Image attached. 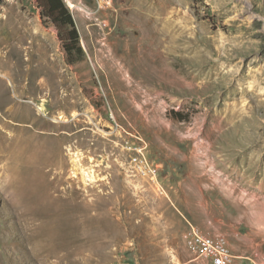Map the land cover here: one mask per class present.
<instances>
[{"label": "rangeland", "instance_id": "rangeland-1", "mask_svg": "<svg viewBox=\"0 0 264 264\" xmlns=\"http://www.w3.org/2000/svg\"><path fill=\"white\" fill-rule=\"evenodd\" d=\"M63 2L73 65L0 0V264H208L189 224L264 264V0Z\"/></svg>", "mask_w": 264, "mask_h": 264}, {"label": "built area", "instance_id": "built-area-1", "mask_svg": "<svg viewBox=\"0 0 264 264\" xmlns=\"http://www.w3.org/2000/svg\"><path fill=\"white\" fill-rule=\"evenodd\" d=\"M121 129V128H120ZM128 137L134 139V144L124 143L125 148L131 153L132 170L137 174L145 175L156 183V168L148 161L145 155L146 144L142 138L127 133ZM155 180V181H154ZM189 242L188 248L191 253V260L203 258L208 264H233V259L227 247L219 238L203 235L197 227L188 225ZM255 264V261H252Z\"/></svg>", "mask_w": 264, "mask_h": 264}, {"label": "trees", "instance_id": "trees-1", "mask_svg": "<svg viewBox=\"0 0 264 264\" xmlns=\"http://www.w3.org/2000/svg\"><path fill=\"white\" fill-rule=\"evenodd\" d=\"M35 2L40 10L41 18L54 26L66 62L73 65L83 61L84 52L79 43L78 32L72 15L63 0H35ZM175 116H177L176 120H183V118L178 117V113H175Z\"/></svg>", "mask_w": 264, "mask_h": 264}, {"label": "bare ground", "instance_id": "bare-ground-1", "mask_svg": "<svg viewBox=\"0 0 264 264\" xmlns=\"http://www.w3.org/2000/svg\"><path fill=\"white\" fill-rule=\"evenodd\" d=\"M69 7H73L71 3H68ZM14 36V33H9V32H5V42L9 43L12 40V37ZM3 43H0V45H2ZM2 48V47H1ZM12 54V51H10V55ZM10 141V140H9ZM4 144V143H3ZM4 146V145H3ZM2 148V146H1ZM1 153V152H0ZM2 155V153H1Z\"/></svg>", "mask_w": 264, "mask_h": 264}]
</instances>
